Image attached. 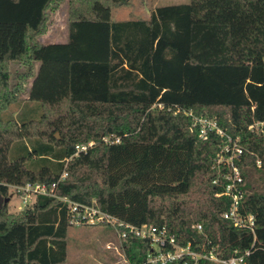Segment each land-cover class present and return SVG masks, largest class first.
Wrapping results in <instances>:
<instances>
[{"label": "trees", "instance_id": "16d2710c", "mask_svg": "<svg viewBox=\"0 0 264 264\" xmlns=\"http://www.w3.org/2000/svg\"><path fill=\"white\" fill-rule=\"evenodd\" d=\"M64 1L65 42L41 43ZM130 4L0 0V195L28 182L54 194L19 213L2 205L0 264H73L71 214L60 198L164 226L180 245L207 244L224 258L247 251L245 264H264V128H248L264 122V0H190L112 20L113 8ZM13 63L22 70L12 72ZM14 104L17 118H3ZM184 112L239 139L241 211L253 216V231L222 217L230 199L212 182L221 139L201 138ZM121 245L129 264L149 250L131 234Z\"/></svg>", "mask_w": 264, "mask_h": 264}, {"label": "built area", "instance_id": "2783aa9c", "mask_svg": "<svg viewBox=\"0 0 264 264\" xmlns=\"http://www.w3.org/2000/svg\"><path fill=\"white\" fill-rule=\"evenodd\" d=\"M184 114L191 117L192 124L196 127L201 138H205L209 133H214L221 139L214 158L215 165L218 168V175L212 182L222 187V191L216 193V196L223 195L230 199L229 208L222 214V217L230 220L236 227L253 231V216L241 211L244 196L242 188L243 178L237 165V160L242 154L243 148L239 139L226 134L214 119L195 116L191 112H184ZM248 128L255 132L262 131L264 122L252 123ZM104 141H108V138H104ZM92 144V141L77 144L74 155L85 152ZM65 176L66 173H63L60 179ZM10 189L13 191L11 196L16 195L24 207L31 205L38 195L54 196L52 188H48L45 184L38 182H28L22 186H10ZM60 199L69 205L70 223L73 226L108 225L114 230L121 248V241L128 234L139 239L148 240L149 250L141 264H171L176 262L198 264L201 260L216 264H245V256L248 255L246 251L243 254L235 253L228 258L220 257L215 253L214 248L207 247V244H196L195 247L192 246L191 242H187L184 245L178 244L174 236L170 235L164 226L158 227L152 224L135 226L125 223L94 206L78 204L66 198ZM197 228L200 229V225Z\"/></svg>", "mask_w": 264, "mask_h": 264}, {"label": "rangeland", "instance_id": "374dc122", "mask_svg": "<svg viewBox=\"0 0 264 264\" xmlns=\"http://www.w3.org/2000/svg\"><path fill=\"white\" fill-rule=\"evenodd\" d=\"M190 0H131L130 6H118L111 10L112 20L145 19L156 8L171 4L188 3ZM67 2H62L55 12L50 13L49 32L61 36L66 32ZM19 64L13 63L11 71H21ZM17 105H11L3 114V118H17ZM33 116V115H32ZM59 137L58 133L55 134ZM25 207L21 200L12 195L8 201V211L19 213ZM66 261L73 264H129L120 246L117 236L109 226H71L67 231Z\"/></svg>", "mask_w": 264, "mask_h": 264}, {"label": "crops", "instance_id": "0c3cea01", "mask_svg": "<svg viewBox=\"0 0 264 264\" xmlns=\"http://www.w3.org/2000/svg\"><path fill=\"white\" fill-rule=\"evenodd\" d=\"M56 10H54L53 12H55ZM51 20L52 19L50 17V22H51ZM66 21H67V17H66ZM66 21H65V24H66ZM49 28L50 27L48 26V29H47L46 33L39 37V41L41 43L48 44V43H62V42H65V40H66V32L62 33L61 36H59L58 34L57 35H54L53 33H50L49 32ZM29 84H30V82H29ZM29 84L26 87L24 93L22 94V97L23 96H26V94L28 92Z\"/></svg>", "mask_w": 264, "mask_h": 264}, {"label": "water", "instance_id": "95a60500", "mask_svg": "<svg viewBox=\"0 0 264 264\" xmlns=\"http://www.w3.org/2000/svg\"><path fill=\"white\" fill-rule=\"evenodd\" d=\"M10 197H11V195H10L9 197H6V198H4V197H2V196L0 195V208L2 207V205H3L4 203H7V202L9 201Z\"/></svg>", "mask_w": 264, "mask_h": 264}]
</instances>
